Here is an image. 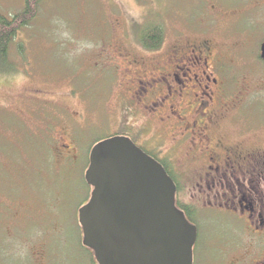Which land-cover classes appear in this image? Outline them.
Segmentation results:
<instances>
[{
	"label": "rangeland",
	"instance_id": "rangeland-1",
	"mask_svg": "<svg viewBox=\"0 0 264 264\" xmlns=\"http://www.w3.org/2000/svg\"><path fill=\"white\" fill-rule=\"evenodd\" d=\"M26 1L0 0V15L21 12ZM260 2L41 0L11 49L18 72L0 75V264H35L42 256L46 264H95L78 220L92 192L85 181L91 149L121 131L120 97L139 94L126 77L144 80L151 62L183 39L234 46L223 81L250 94L232 113L226 135L264 149V10H246ZM220 11L235 14L223 20ZM149 24L164 32L155 51L140 42L139 31ZM61 153L74 159L63 161ZM196 216L194 264H223L217 247L223 240L239 243L238 224L207 208Z\"/></svg>",
	"mask_w": 264,
	"mask_h": 264
},
{
	"label": "flooded vegetation",
	"instance_id": "flooded-vegetation-1",
	"mask_svg": "<svg viewBox=\"0 0 264 264\" xmlns=\"http://www.w3.org/2000/svg\"><path fill=\"white\" fill-rule=\"evenodd\" d=\"M251 9L264 10V0L246 10ZM229 13L220 11L216 17L227 20L235 14ZM186 40L152 61L150 70L143 72L144 80L125 76L140 91L131 99L126 92L120 97L121 131L107 138L129 139L163 167L176 187V207L191 224L206 208L238 224L239 243L223 240L217 247L223 264H264V149L248 146L245 137L233 142L225 130L250 94L244 95L248 89L239 88L238 82L223 81L232 67L230 57H236L234 46H218L210 37ZM262 44L259 61L264 63ZM60 155L63 161L74 159L72 154ZM46 261L42 256L33 262Z\"/></svg>",
	"mask_w": 264,
	"mask_h": 264
},
{
	"label": "water",
	"instance_id": "water-1",
	"mask_svg": "<svg viewBox=\"0 0 264 264\" xmlns=\"http://www.w3.org/2000/svg\"><path fill=\"white\" fill-rule=\"evenodd\" d=\"M85 181L92 192L78 218L97 264H193L197 230L176 207L173 181L129 139L97 143Z\"/></svg>",
	"mask_w": 264,
	"mask_h": 264
},
{
	"label": "trees",
	"instance_id": "trees-1",
	"mask_svg": "<svg viewBox=\"0 0 264 264\" xmlns=\"http://www.w3.org/2000/svg\"><path fill=\"white\" fill-rule=\"evenodd\" d=\"M40 3L41 0H27L21 12L8 17L0 15V75L9 76L18 72V66L11 58V49L17 42L19 34L36 19ZM139 37L141 44L146 49L155 51L163 44L164 32L160 26L149 24L139 31ZM17 49L22 57L24 48L20 45ZM102 140L97 141L95 144ZM87 250L94 255L91 250Z\"/></svg>",
	"mask_w": 264,
	"mask_h": 264
}]
</instances>
